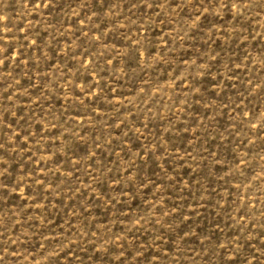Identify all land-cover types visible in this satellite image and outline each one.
I'll return each instance as SVG.
<instances>
[{"label": "rangeland", "instance_id": "obj_1", "mask_svg": "<svg viewBox=\"0 0 264 264\" xmlns=\"http://www.w3.org/2000/svg\"><path fill=\"white\" fill-rule=\"evenodd\" d=\"M0 264H264V0H0Z\"/></svg>", "mask_w": 264, "mask_h": 264}]
</instances>
